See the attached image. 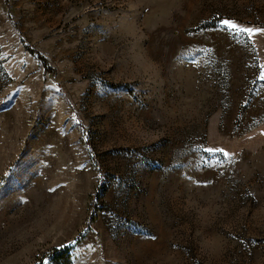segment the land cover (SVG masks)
<instances>
[{
    "label": "rangeland",
    "instance_id": "1",
    "mask_svg": "<svg viewBox=\"0 0 264 264\" xmlns=\"http://www.w3.org/2000/svg\"><path fill=\"white\" fill-rule=\"evenodd\" d=\"M262 77L264 0H0V264H264Z\"/></svg>",
    "mask_w": 264,
    "mask_h": 264
},
{
    "label": "trees",
    "instance_id": "2",
    "mask_svg": "<svg viewBox=\"0 0 264 264\" xmlns=\"http://www.w3.org/2000/svg\"><path fill=\"white\" fill-rule=\"evenodd\" d=\"M37 55L39 59L44 63L46 69L48 71H51V68L49 67L47 63V60L40 54H37ZM73 248H74V245L69 244L64 247L54 249L51 252L39 258V260L35 264H70Z\"/></svg>",
    "mask_w": 264,
    "mask_h": 264
},
{
    "label": "snow or ice",
    "instance_id": "3",
    "mask_svg": "<svg viewBox=\"0 0 264 264\" xmlns=\"http://www.w3.org/2000/svg\"><path fill=\"white\" fill-rule=\"evenodd\" d=\"M221 23L225 26H227V28L229 29H236L237 27H239L237 24L229 21V20H223L221 21ZM241 31H244V32H248V33H253V32H260L262 31L261 29H251V28H242ZM264 78V77H262ZM222 151V150H220ZM225 155H228L227 153H224Z\"/></svg>",
    "mask_w": 264,
    "mask_h": 264
}]
</instances>
